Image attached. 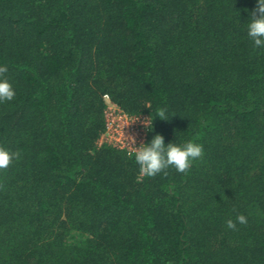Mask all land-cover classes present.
Wrapping results in <instances>:
<instances>
[{"label":"trees","instance_id":"trees-1","mask_svg":"<svg viewBox=\"0 0 264 264\" xmlns=\"http://www.w3.org/2000/svg\"><path fill=\"white\" fill-rule=\"evenodd\" d=\"M256 0H0V264H264V49ZM258 15V12H257ZM108 96L147 142L201 158L138 179L101 141ZM243 214L246 224L226 222Z\"/></svg>","mask_w":264,"mask_h":264},{"label":"clouds","instance_id":"clouds-1","mask_svg":"<svg viewBox=\"0 0 264 264\" xmlns=\"http://www.w3.org/2000/svg\"><path fill=\"white\" fill-rule=\"evenodd\" d=\"M250 13L251 17L245 26L247 36L254 47L264 49V0H256V7ZM7 70L6 66H0V103L11 101L16 95L12 83L3 75ZM155 117L165 121L170 120L167 109L161 107L156 109L154 117L149 118L148 116L140 121L142 127L151 131ZM130 119L135 121L138 116L130 117ZM121 147L130 158L134 159L138 166L140 174L138 179L152 177L159 173L167 175L166 170L169 168L179 173H187L192 161L201 158L203 155V146L195 138L165 143L161 134L153 135L147 142H140L138 146L135 135H129L122 141ZM14 158L18 159L19 154L0 145V169L8 168ZM237 223L246 224V217L243 214H238L235 221L227 220L226 226L235 230Z\"/></svg>","mask_w":264,"mask_h":264},{"label":"built area","instance_id":"built-area-1","mask_svg":"<svg viewBox=\"0 0 264 264\" xmlns=\"http://www.w3.org/2000/svg\"><path fill=\"white\" fill-rule=\"evenodd\" d=\"M104 98L106 100V108L104 110L105 131L100 137V142L105 141L119 149H122V141L129 135H135L137 146L140 142H145L147 130L142 127L140 121L148 117V115L128 114L110 102L107 95H104ZM135 116H138V119L131 121L130 117Z\"/></svg>","mask_w":264,"mask_h":264}]
</instances>
